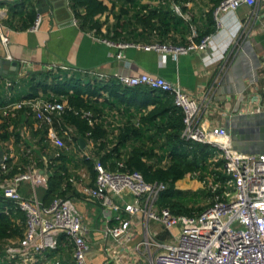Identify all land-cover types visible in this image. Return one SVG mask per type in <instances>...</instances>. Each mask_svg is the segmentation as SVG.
I'll return each mask as SVG.
<instances>
[{
  "label": "trees",
  "instance_id": "obj_1",
  "mask_svg": "<svg viewBox=\"0 0 264 264\" xmlns=\"http://www.w3.org/2000/svg\"><path fill=\"white\" fill-rule=\"evenodd\" d=\"M110 1L111 8L102 0H69V4L78 25L99 37L143 44H164L171 39L172 45H186L191 40L199 42L216 31L214 11L222 0H212L213 5L208 10L202 11L199 17L191 15L189 18L171 7L173 1L186 13V2L189 0H163L159 5L146 4L143 0ZM17 2L21 5L18 11L20 18L26 16L22 27L27 28L33 24L38 10L33 0ZM27 3L31 8L26 12L24 7ZM107 11L113 14V21H110L109 15L104 20L100 19V15ZM193 29H196V35L190 39ZM37 74L40 75L38 79ZM30 75L25 80L31 87L26 98L66 99L70 106L89 110L92 115L81 117L74 111L67 112L62 122L64 127L74 128L70 131L73 140L69 139V135H61L66 144L55 146L50 142L46 124L41 123L33 129L35 116L30 106L3 114L6 87L5 82L0 81V149L6 151L10 143L15 151V156L6 161V167L0 166V183L29 167H39L47 171L49 177L46 185L39 188L38 195L44 205H51L56 198L83 199L74 181L79 179V169L87 171L94 180V159L100 158L110 170H116V161L123 160L126 170H138L147 181L167 184V189L158 200L160 206H167L174 213L192 214L210 204L200 205L208 191L205 188L182 190L177 182L187 176L222 183L227 179L222 167L224 160L215 158L210 144L182 137L183 113L175 105L171 94L147 86L124 85L117 79L85 81L83 76L86 74L75 70L31 71ZM150 104L154 106L149 109ZM113 107L123 108L126 120L112 130L104 116L106 110ZM25 128H31V134L38 137L35 142L30 140L32 135L28 137L25 134ZM165 131L166 134L162 135ZM81 139L87 143L85 148ZM90 143L94 146L90 150L91 157L80 156L81 152L89 151ZM223 188L225 184L217 189V193ZM25 222V212L18 209L15 201L0 189V264H18L19 258L8 255L7 247L24 236ZM177 231L178 228L169 230L162 227L159 239L170 240ZM58 253L62 255L61 260L72 257V245L65 234L61 235L59 246L47 251L37 264H50L49 259Z\"/></svg>",
  "mask_w": 264,
  "mask_h": 264
},
{
  "label": "built area",
  "instance_id": "obj_2",
  "mask_svg": "<svg viewBox=\"0 0 264 264\" xmlns=\"http://www.w3.org/2000/svg\"><path fill=\"white\" fill-rule=\"evenodd\" d=\"M102 1L109 8L112 7L110 0ZM257 1L222 0L214 11L215 20L220 19L222 12L236 10L242 4L252 6ZM142 2L159 5L163 0ZM171 7L183 15L178 4L172 1ZM107 15L110 21L114 20L113 14L108 11L100 15V19L104 20ZM41 20L42 15L38 14L31 30H38ZM73 20L77 23L76 17ZM195 35L196 29H193L190 39ZM211 37L212 34H209L199 42L191 40L186 45L165 46L153 43L147 47L169 49L176 55L192 50L205 51L210 47ZM98 38L120 48L118 59L123 57L124 48L138 45L134 42ZM0 40L7 48L9 36L1 31ZM9 58L12 59L10 55ZM59 68L73 70L70 66L55 69ZM100 76V80L105 79L102 74ZM117 80L124 85L147 86L171 94L175 105L183 113L182 137L189 141L210 144L214 148L215 158L224 160L222 167L227 179L224 183L209 181L213 190L222 187V184H225V188L220 193L215 192L210 204L202 211L192 214L174 213L169 207L160 206L158 203L167 189L165 182L147 181L142 172L126 170L123 160L116 161V170H110L100 158H96L94 180L87 171L79 169V179L74 181V185L84 197L100 201L109 223L103 230L104 236L120 241L131 233L134 219L140 218L144 236L138 246L143 244L149 250L151 264H264V147L258 153L242 152L234 146L227 127L220 124L203 126L200 121L202 108L197 99L178 84L161 76L148 72L122 73L117 75ZM0 81H4L6 87L3 114L8 115L16 109L30 106L34 111L35 124H38L36 126L39 127L41 123L48 126L50 142L55 146L66 144L64 135H69V139L73 140L70 131L74 128L68 125L64 127L62 122L67 112L74 111L81 117L92 115L91 111L75 109L66 99L59 100L56 97L40 96L28 99L25 96L14 100L12 92L20 80L5 78L0 72ZM93 147V143H90L89 151L81 152L80 156L90 158ZM0 151L3 152L0 166L5 168L6 161L15 156V151L10 143L7 144L6 151ZM48 177L47 171L32 166L0 183L4 195L14 200L17 208L26 214L24 236L19 242H12L7 247V253L12 257L17 256L18 264H37L47 251L59 246V239L65 234L72 245V261L65 263L57 258L52 264H91L88 260L91 245L85 236L87 229L84 216L76 205V199L56 198L51 205H44L38 195L39 188L46 185ZM25 182L30 185V197L23 196L20 191L21 183ZM152 221L169 230L178 228V231L169 241L159 240L157 232L152 233L150 230ZM152 247L156 251L151 253Z\"/></svg>",
  "mask_w": 264,
  "mask_h": 264
},
{
  "label": "crops",
  "instance_id": "obj_3",
  "mask_svg": "<svg viewBox=\"0 0 264 264\" xmlns=\"http://www.w3.org/2000/svg\"><path fill=\"white\" fill-rule=\"evenodd\" d=\"M17 1L0 0V32L9 36L7 48L0 40V72L5 78L20 80L19 88L16 86L12 92L14 100L26 96L18 93L23 89L25 80L31 77V71L70 66L75 71L85 73V79H100L102 74V78H105L100 80L102 82L117 79V75L122 73L148 72L178 84L197 99L202 108L200 121L203 126L220 124L227 127L233 123L231 127L235 135L250 144L253 151L250 153L263 150L264 0H258L252 6L242 4L236 10L222 12L216 21L217 29L212 33L210 47L205 51L192 50L176 55L169 49L136 43L138 45L123 49L121 59L117 58L119 47L99 39L98 35L74 22L75 15L69 0L67 5L64 0H33L37 15H42L36 31L31 30L32 24L27 28L22 27L26 16L20 18L18 11L21 5ZM212 5V0H189L186 2L188 12L182 14L187 18L191 15L199 17ZM30 8L27 3L24 10L27 12ZM170 41L168 39V43L162 45H172ZM5 59L17 61V67L4 65L2 61ZM36 77L38 79L40 75ZM153 106L150 104L149 109ZM117 108L107 109L104 116L112 130L126 120L124 109ZM35 122L34 130L37 128ZM25 134L33 136L31 128L26 129ZM37 138L33 136L30 140L35 142ZM184 179L193 183L185 187L178 185ZM196 181L187 176L179 180L177 186L191 188L190 185ZM20 187L24 196L31 195L29 183H21ZM76 204L84 216L85 236L91 245L89 263L151 264L149 250L143 244L138 246L144 236L140 218L134 219L128 236L116 241L103 234L109 223L100 201L83 197L77 199ZM162 227L155 221L150 223V230L157 232L158 239ZM155 251L152 247L151 253ZM60 257V253L56 254L49 259V263ZM63 261L70 263L72 257Z\"/></svg>",
  "mask_w": 264,
  "mask_h": 264
},
{
  "label": "rangeland",
  "instance_id": "obj_4",
  "mask_svg": "<svg viewBox=\"0 0 264 264\" xmlns=\"http://www.w3.org/2000/svg\"><path fill=\"white\" fill-rule=\"evenodd\" d=\"M85 81H87V79H85ZM19 84H20V82L18 83L17 88H19ZM30 91H31V87H29L28 82L25 81V85H24L23 89L20 90L18 95L27 94ZM33 128H35V126H33ZM197 180L199 181V183H198V181H196L193 185H190V186H192L191 188H183L187 184H192L193 183L192 181H189V180H186V179L182 180L180 182V184H178V185L183 186L182 188L179 186L182 190H191V191H196L197 190L198 191L199 189L205 188L206 191H208V194H206L203 197L204 199L201 200L200 205H207V204H209L212 201V199L214 198V193L217 192V190H213L212 188H210L209 180H206L205 182L200 180V179H197ZM209 192H211V193H209Z\"/></svg>",
  "mask_w": 264,
  "mask_h": 264
},
{
  "label": "water",
  "instance_id": "obj_5",
  "mask_svg": "<svg viewBox=\"0 0 264 264\" xmlns=\"http://www.w3.org/2000/svg\"><path fill=\"white\" fill-rule=\"evenodd\" d=\"M64 4L67 5V0H64ZM4 65H15L17 67L18 65V62L17 61H11L9 59H5L2 61ZM256 116H259V115H256ZM233 124V123H232ZM232 124H228V130L229 132L231 133V136H232V139L234 141V146L242 151V152H247V153H250V152H253L251 149H250V144L249 143H245L243 141H241V138L237 137L235 135V130L233 129V126ZM81 143H82V146L85 145V140L84 139H81ZM3 162V152L0 151V164Z\"/></svg>",
  "mask_w": 264,
  "mask_h": 264
}]
</instances>
